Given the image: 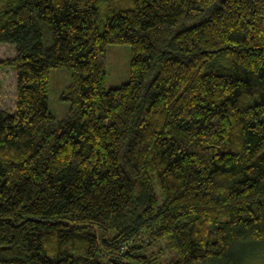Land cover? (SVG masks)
<instances>
[{
	"label": "trees",
	"instance_id": "obj_1",
	"mask_svg": "<svg viewBox=\"0 0 264 264\" xmlns=\"http://www.w3.org/2000/svg\"><path fill=\"white\" fill-rule=\"evenodd\" d=\"M2 43L17 104L0 86V264L264 251V0H0ZM110 43L131 44L132 63L108 88ZM56 67L72 78L61 120ZM145 229L178 258L144 254Z\"/></svg>",
	"mask_w": 264,
	"mask_h": 264
},
{
	"label": "rangeland",
	"instance_id": "obj_2",
	"mask_svg": "<svg viewBox=\"0 0 264 264\" xmlns=\"http://www.w3.org/2000/svg\"><path fill=\"white\" fill-rule=\"evenodd\" d=\"M15 45L12 43L0 44V59L14 57ZM132 47L129 43H110L107 47V75L108 88L120 86L131 78ZM49 108L57 120L64 119L71 111V102L63 98L71 82V72L67 67L52 68L50 72ZM1 102L5 108L15 111L17 104V77L11 66L0 69ZM150 230L145 229L142 236L135 242L143 243L142 252L155 256L159 262L169 263L177 259L179 252L170 246L168 237H161L150 241ZM128 243L127 245H129ZM132 244V243H131ZM248 264H264V251L257 253Z\"/></svg>",
	"mask_w": 264,
	"mask_h": 264
}]
</instances>
